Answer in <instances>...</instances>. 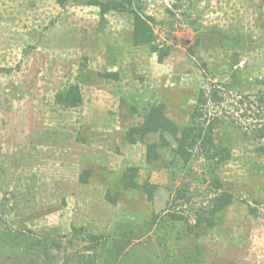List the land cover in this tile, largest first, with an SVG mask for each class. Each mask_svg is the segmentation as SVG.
I'll use <instances>...</instances> for the list:
<instances>
[{
	"label": "rangeland",
	"instance_id": "1",
	"mask_svg": "<svg viewBox=\"0 0 264 264\" xmlns=\"http://www.w3.org/2000/svg\"><path fill=\"white\" fill-rule=\"evenodd\" d=\"M134 6L149 16L158 51L133 43L128 11L0 0V264H264V152L223 115L234 97L203 108L210 121L225 117L215 134L229 160L196 152L184 161L169 136L148 165L146 143L126 140L154 103L191 124L216 83L264 98V0ZM74 84L83 93L75 107L64 102ZM233 113L245 125L256 118ZM132 165L141 185H155L153 199L123 188ZM223 190L232 202L211 214ZM108 192L120 193L116 203Z\"/></svg>",
	"mask_w": 264,
	"mask_h": 264
},
{
	"label": "trees",
	"instance_id": "2",
	"mask_svg": "<svg viewBox=\"0 0 264 264\" xmlns=\"http://www.w3.org/2000/svg\"><path fill=\"white\" fill-rule=\"evenodd\" d=\"M74 1L98 7L101 16H105L111 11L131 12L134 16L133 43L135 45L151 44L152 50L155 52L158 51V47L154 45L155 33L152 23L149 20V16L139 12L134 6L135 3L139 5L141 0ZM58 2L61 6H65L68 0H58ZM159 57L161 60L163 52H160ZM105 76L113 79L118 78L117 73H106ZM225 88H227V90H225ZM231 96L234 97L233 100H235L233 101L235 103L233 112L240 111L242 112L241 115L246 117L248 111H251L252 115L249 116H256V118H253L254 121L249 125H245V123L238 121L239 118L234 116L235 114L232 111L229 115L223 112V115L229 117L228 119L236 124V127L240 129L243 136L252 137V139L258 141V150L264 152V98L262 96L258 97L254 95L257 97V99L254 100L251 98L252 95L246 94L242 90L238 92L232 87L230 88V86L223 85L222 83L214 84L208 94L205 93V91L201 92L193 112V121L191 124L182 127L178 122L174 121L166 114L164 103H154L147 108L143 122L128 130L126 140L130 143H146V160L148 165H152L156 161L162 160V153L172 144L169 136L173 138L174 141L173 147L171 148H173L175 157H180L184 161H188L196 152L209 160L216 159L218 162L229 160L231 157L230 149L217 142L215 134V126L217 123L221 122L220 118L225 117L215 114L213 115V120L210 121L211 117L208 120L207 114H205L203 108L210 101L221 105L227 100V97L231 98ZM236 97L237 100L235 99ZM64 98V102L68 106L75 107L81 104L83 93L80 85H71L64 95ZM152 135H158L156 140L148 139ZM138 174V166H129L121 177L123 188H143L147 192L148 197L153 199L156 192L155 185H152L149 182H144L143 185H141L137 179ZM119 195L120 193L117 196H112L111 193L108 192L106 194V199L111 203H116ZM232 198V193L227 190L218 193L213 199V207L209 209L211 214H217L226 208L232 202ZM206 221L209 224L210 222L212 223L210 220L206 219ZM1 225L2 224H0V226ZM74 229L76 231L78 230L77 227H74ZM89 237H91V240L94 242L93 245L89 246V251H96L98 245L95 243V239L97 236L91 234ZM91 262L93 261L91 260Z\"/></svg>",
	"mask_w": 264,
	"mask_h": 264
}]
</instances>
